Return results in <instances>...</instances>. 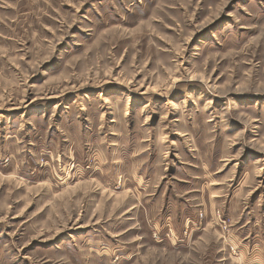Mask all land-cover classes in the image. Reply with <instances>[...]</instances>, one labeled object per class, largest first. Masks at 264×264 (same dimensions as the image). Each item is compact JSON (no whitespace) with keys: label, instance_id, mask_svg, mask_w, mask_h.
<instances>
[{"label":"rangeland","instance_id":"1","mask_svg":"<svg viewBox=\"0 0 264 264\" xmlns=\"http://www.w3.org/2000/svg\"><path fill=\"white\" fill-rule=\"evenodd\" d=\"M0 264H264V0H0Z\"/></svg>","mask_w":264,"mask_h":264}]
</instances>
